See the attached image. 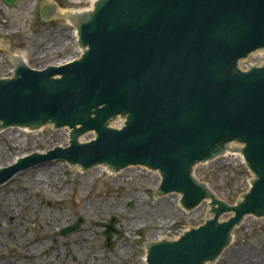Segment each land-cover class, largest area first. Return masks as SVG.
<instances>
[{
	"label": "water",
	"instance_id": "water-1",
	"mask_svg": "<svg viewBox=\"0 0 264 264\" xmlns=\"http://www.w3.org/2000/svg\"><path fill=\"white\" fill-rule=\"evenodd\" d=\"M68 19L84 54L42 70L15 59L14 75L0 78V134L68 127L69 145L0 169V190L57 160L84 172L159 171L158 197L181 195L189 212L209 201L212 218L179 240L148 243L146 263L222 262L244 220L264 218V65L239 67L264 51V0H96ZM90 132L96 137L80 142ZM235 143L255 178L233 206L197 169L238 152ZM117 222L104 225L109 247Z\"/></svg>",
	"mask_w": 264,
	"mask_h": 264
},
{
	"label": "rangeland",
	"instance_id": "rangeland-1",
	"mask_svg": "<svg viewBox=\"0 0 264 264\" xmlns=\"http://www.w3.org/2000/svg\"><path fill=\"white\" fill-rule=\"evenodd\" d=\"M94 2L20 0L13 8H0V78H9L15 69L11 55L24 56L28 66L35 69L69 56L79 58L82 53L68 17L91 11ZM47 3L58 6L61 16L44 21L40 8ZM263 61L262 52L243 64L249 67ZM122 125L123 121L112 124L115 128ZM24 129L12 128L0 134V169L35 152L44 155L58 146L69 145H66L69 128L55 130L49 126L34 132ZM95 136L87 134L82 143H90ZM232 155L200 165L197 171L198 180L219 193L222 201L234 206L248 193L254 175L240 154L242 159ZM95 168L78 171L57 160L13 179L11 187L0 190V242L4 246L0 250V264H147L148 243L161 241V236L168 241L178 240L183 233L212 218L207 201L206 208L189 212L179 204L182 196L178 194L158 197L155 192L161 183L159 172L136 167L101 175ZM80 218L84 223L77 231L69 235L61 233ZM112 218L118 219V232L113 234V247H109L104 225ZM83 231L93 238L84 252L73 241ZM234 236L229 253L215 264H238L230 257L240 249L259 259L255 264H264V219H245L241 231ZM38 242H48L49 252L27 261L10 260L11 252L28 251ZM19 244L21 247H16Z\"/></svg>",
	"mask_w": 264,
	"mask_h": 264
},
{
	"label": "bare ground",
	"instance_id": "bare-ground-1",
	"mask_svg": "<svg viewBox=\"0 0 264 264\" xmlns=\"http://www.w3.org/2000/svg\"><path fill=\"white\" fill-rule=\"evenodd\" d=\"M13 60L18 59V60H22L26 62V59L24 56H13L11 55ZM26 130V129H24ZM27 131V130H26ZM28 132V131H27ZM67 132H69V130H67ZM70 133V132H69ZM69 133L66 137V145H68V140H69ZM93 133V132H91ZM84 138H81V141L83 142ZM233 157H238L241 158L239 156V154H233ZM242 159V158H241ZM78 171L79 168H76ZM96 169V168H95ZM97 170H99V173L102 175L105 172L110 171L108 167H97ZM111 173V171H110ZM81 202L79 201L78 204H80ZM60 228V227H59ZM12 235V234H11ZM164 239V236H161L160 239ZM11 239H13L12 241H14L13 235L11 236ZM93 238L90 237V233L83 231L82 234H80L79 236H76L73 241L75 243L78 244L79 246V250H83L84 251H88L87 249V244H92ZM22 244L16 245V247H21ZM33 247H31L30 249H28V251H13L9 254V257L11 261H16L17 259H22L24 261H27L29 258H35V257H39L42 254L48 253L50 250V244L48 242H38L36 244H32ZM3 244L0 242V250L2 249ZM15 247V248H16ZM119 249L122 250L123 249V245L120 244L119 245ZM58 254V253H57ZM65 255V254H64ZM231 261L237 262L238 264H255L259 261V259L257 260V258L255 257H251V255L245 251L240 249V251H234L231 254L230 257ZM7 261V259H6Z\"/></svg>",
	"mask_w": 264,
	"mask_h": 264
},
{
	"label": "flooded vegetation",
	"instance_id": "flooded-vegetation-1",
	"mask_svg": "<svg viewBox=\"0 0 264 264\" xmlns=\"http://www.w3.org/2000/svg\"><path fill=\"white\" fill-rule=\"evenodd\" d=\"M47 4L41 6V8H40V10H41L40 11V15H41V18L44 21H47L48 22V21H50V19H51L50 17L52 15V12H54V11H53V6L47 5ZM0 8L1 9L4 8L5 10H7V8H10V7H9V5H8V3L6 1L0 0ZM1 14L3 15V12H1ZM8 29H9V27L7 26V30Z\"/></svg>",
	"mask_w": 264,
	"mask_h": 264
}]
</instances>
